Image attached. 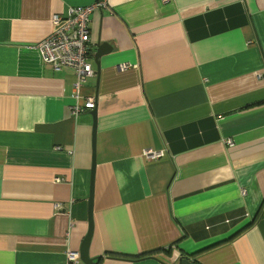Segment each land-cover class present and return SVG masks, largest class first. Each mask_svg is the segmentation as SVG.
I'll return each instance as SVG.
<instances>
[{
  "label": "crops",
  "instance_id": "obj_1",
  "mask_svg": "<svg viewBox=\"0 0 264 264\" xmlns=\"http://www.w3.org/2000/svg\"><path fill=\"white\" fill-rule=\"evenodd\" d=\"M100 3L76 116L35 47ZM90 217L96 264H264V0H0V264H65Z\"/></svg>",
  "mask_w": 264,
  "mask_h": 264
},
{
  "label": "built area",
  "instance_id": "obj_2",
  "mask_svg": "<svg viewBox=\"0 0 264 264\" xmlns=\"http://www.w3.org/2000/svg\"><path fill=\"white\" fill-rule=\"evenodd\" d=\"M103 3L87 7L73 8L67 17L54 15L51 19L52 31L35 49L44 64L55 70L68 68L74 71L75 83L73 114L95 109V100L84 97L82 87L86 80L94 75L89 56V21L91 14ZM161 153L147 151L144 156L148 160H157ZM65 264H80L79 252L67 251Z\"/></svg>",
  "mask_w": 264,
  "mask_h": 264
},
{
  "label": "water",
  "instance_id": "obj_3",
  "mask_svg": "<svg viewBox=\"0 0 264 264\" xmlns=\"http://www.w3.org/2000/svg\"><path fill=\"white\" fill-rule=\"evenodd\" d=\"M111 46H109L108 44H101L98 45L96 53L94 55V59L95 62L97 64V69L99 68L98 66V59L105 53L111 51ZM92 115L95 116V110L91 111ZM94 143H95V134L93 133V147H94ZM89 222H90V229L88 231V234L86 235V237L84 238L80 250H79V255H80V260L83 264H96L94 259L89 258V252H88V247H89V242L91 239V235H92V225H91V217L89 218ZM181 264H193L192 262H190L188 259H183L181 260Z\"/></svg>",
  "mask_w": 264,
  "mask_h": 264
},
{
  "label": "trees",
  "instance_id": "obj_4",
  "mask_svg": "<svg viewBox=\"0 0 264 264\" xmlns=\"http://www.w3.org/2000/svg\"><path fill=\"white\" fill-rule=\"evenodd\" d=\"M142 257L141 256H139V257H135L134 259H141Z\"/></svg>",
  "mask_w": 264,
  "mask_h": 264
}]
</instances>
